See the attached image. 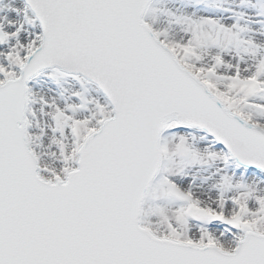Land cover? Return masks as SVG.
<instances>
[{"label":"snow or ice","instance_id":"6c2138e0","mask_svg":"<svg viewBox=\"0 0 264 264\" xmlns=\"http://www.w3.org/2000/svg\"><path fill=\"white\" fill-rule=\"evenodd\" d=\"M0 264H264V0H0Z\"/></svg>","mask_w":264,"mask_h":264}]
</instances>
